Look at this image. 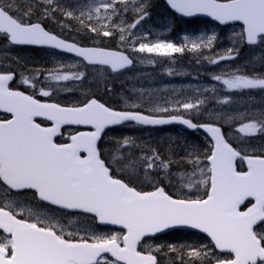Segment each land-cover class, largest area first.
<instances>
[{
  "label": "snow or ice",
  "instance_id": "obj_1",
  "mask_svg": "<svg viewBox=\"0 0 264 264\" xmlns=\"http://www.w3.org/2000/svg\"><path fill=\"white\" fill-rule=\"evenodd\" d=\"M45 17L59 8L54 0H38ZM175 12L185 17L203 15L227 25L238 22L241 30L237 43L249 46L264 44V0H167ZM133 0H92L85 2L79 14L69 9L66 19H75L82 29L96 37H111L119 31V39L147 16L145 5L134 4L133 22L115 24L113 18L126 13ZM35 5L30 0H0V39L9 45L49 46L75 54L87 65H99L118 72L133 64L123 52L102 47L80 46L47 31L33 22ZM215 36L186 42L140 43L133 51L171 58L185 51L197 52L213 44ZM190 45V46H189ZM233 51L218 60L234 59ZM218 60H212L217 63ZM64 66L49 70L45 79L59 85L63 81H79L83 72H65ZM21 77L30 92L11 86L13 72L0 73V264H160V247L139 250L144 237L167 229L184 226L206 234L208 244L168 246L181 264H264V154H248L239 150L214 123H194L183 115L171 114L168 107H156L154 113L118 111L95 98L77 106L42 102L37 96L50 97L58 90L49 83L40 87V76ZM229 92L264 90V74L249 75L240 69L213 77ZM47 88V90H46ZM225 98L221 103H228ZM204 103L177 102L176 112L200 110ZM133 108L138 107L132 105ZM39 118V119H38ZM246 117H241L244 119ZM229 119H236L229 117ZM48 121L50 124H44ZM132 122L137 125H163L172 122L190 129L203 128L211 136V148L201 156L186 154L182 171L173 174L172 160L164 159L156 150L140 157L139 163L125 157L135 145L125 138L118 144L117 154L106 162L98 148L105 129ZM83 126L87 131L70 134L67 142H58L64 126ZM246 137L264 133V114L242 123L237 129ZM264 153V149H261ZM247 165L238 170L237 161ZM114 168L132 174L142 172L152 190H141L130 181L119 178ZM155 174V175H153ZM161 178L178 193L200 192L202 196L173 195L165 190ZM31 192L42 205L65 210L66 216H82L94 224L119 226L122 231L97 232L91 225H76L37 206H25L11 198L12 193Z\"/></svg>",
  "mask_w": 264,
  "mask_h": 264
},
{
  "label": "rangeland",
  "instance_id": "obj_2",
  "mask_svg": "<svg viewBox=\"0 0 264 264\" xmlns=\"http://www.w3.org/2000/svg\"><path fill=\"white\" fill-rule=\"evenodd\" d=\"M30 2L35 5V10L44 16L43 11H40L42 5L38 0H30ZM85 2L92 3V0H54V4L61 8L67 7L78 14L80 7ZM138 3H142L152 10V15L147 14L135 29H131L126 34L124 41L119 39V31L114 34L115 49L127 53L135 62L134 67L126 72L113 75L104 68L86 66L74 58L58 56L53 53L35 52L33 54L19 49H7L2 46V40L0 41V64L16 69L19 72V81L23 76L42 73L39 86L45 87L52 83V87L58 89L53 92L52 96L45 98L63 106H77L89 98H95L114 110L139 111L156 116H168L169 113H154L152 109L168 107L171 114L183 115L197 123L207 122L221 126L225 131L226 138L239 150L254 155L264 154L261 152V149H264V133L246 137L237 131L242 123L250 122L251 119L264 114V90H247L243 93L229 92L222 84L213 79L216 75H224L237 69L249 75L264 74V44L247 47L245 44L237 43L240 26L227 27L223 31L207 27L203 23L186 26L182 20L175 19L174 22L164 9L158 7V0H133L130 5ZM130 14L133 17L132 20L122 14L119 18L114 17L113 22L126 26L136 18L135 8L130 10ZM44 19H32V21L41 23ZM53 24L62 33H66L67 29L56 25L53 20H49L50 28ZM213 35L216 38L210 47L202 48L197 52L185 51L183 54H175L171 58L133 51V48L138 47L140 43L171 42L177 46H183L186 42L206 40L207 37ZM96 45L98 44L91 43L89 46ZM230 48L238 50L232 53L235 58L218 60V57L228 55ZM212 60H218V62L212 63ZM59 66H64L63 71L65 72H83L84 78L79 80V83L70 80L60 82L59 85L47 81L45 77L49 70ZM24 87L32 91L26 86ZM225 98H228L229 102L221 103ZM197 100L204 101L199 111L180 109L179 112H176L177 102H195ZM132 105L138 107L133 108ZM230 116L236 119H229ZM242 116L246 118L241 119ZM128 128L129 131L123 134L108 133L102 140L103 151L110 161L117 154L118 144L125 138L135 141V145L127 151L123 149L121 151L124 152L125 157L138 163L141 156L151 155L153 149L159 154L165 155L166 158L176 154L180 157L179 162H183L185 165H187L186 154L182 151L186 153L195 151L202 155L201 145L197 148L190 144V141L200 142V138L192 137L180 130L176 129L171 136H158L153 132H142L134 126ZM185 167L190 168L191 166ZM185 167L182 168L174 164L173 174H176L177 169L182 171ZM115 172L141 190H147V187L150 186L145 181L142 172L138 171L132 174L129 171H120L119 168H115ZM161 182L169 184L166 179L161 178ZM169 187L172 191L176 189L170 184ZM203 193L204 190L201 189L200 192H188L187 195L202 196ZM179 194L182 195V193ZM11 198L18 199L25 206L31 207L25 203L22 197ZM42 210L57 215L63 223H68V220L71 219L77 226L91 225L96 230L95 224L85 219L67 217L43 206ZM184 244L181 243L179 248L191 243L184 242ZM168 258H172L176 263H181L175 257L168 255Z\"/></svg>",
  "mask_w": 264,
  "mask_h": 264
},
{
  "label": "trees",
  "instance_id": "obj_3",
  "mask_svg": "<svg viewBox=\"0 0 264 264\" xmlns=\"http://www.w3.org/2000/svg\"><path fill=\"white\" fill-rule=\"evenodd\" d=\"M139 4V3H138ZM158 7L161 9H164L166 11V13L173 19V21L175 22V17L168 12V10L165 8L164 4L162 3L161 0H158ZM56 5V4H55ZM59 6V5H58ZM43 7L46 6H41L40 7V11H43ZM134 8V5H129V9L126 13H124L127 18H130V20H132V15L130 14V10ZM69 10V8L64 7L61 8L59 6L58 10L54 13H52L51 15L44 17L40 14L39 11H34L33 15H32V19H39V18H45L41 23L45 28H50L48 25L49 20H53V22L56 25H61L62 28L67 29L66 33H62V31L58 30V27H56L54 24L51 26V28L49 30H51L52 32L56 33L57 35H59L60 37L69 40V41H73L75 43H78L79 45L82 46H88L91 43H97L99 47H104V48H110V49H115L116 45L114 43V39L115 36H111V37H96L93 33L86 31L85 29L81 28V25L79 24V22L75 19H66L64 16V12ZM145 10L147 11V13L151 16L153 11L149 10L148 7L145 5ZM77 13V12H76ZM78 14V13H77ZM199 23H203L204 25H206L207 27H211V28H215L218 29L220 31H223V28L218 27L217 25H213L211 23H208L206 21H191V22H186V26H195L196 24ZM142 132H153L158 136H171V134L173 133V131H175V129H158V130H147V129H140ZM129 131V128H121V129H116L114 131H112V134H123L124 132ZM117 132V133H116ZM111 133V132H110ZM192 137H197L200 138V142H193L190 141V144L194 147L199 148L201 145V149L200 152H202L201 156H204L208 153L210 146L208 145L207 141H205L202 137H198V135L194 134V135H190ZM195 150V149H193ZM183 153L187 154L186 152L182 151ZM162 158L164 159H171L172 160V171H175L174 169V164H177L178 166H181L182 168L187 166L185 165L183 162H179L180 157L177 156L176 154L174 155H170L167 158L165 157V155L160 154ZM162 183V182H161ZM163 185V184H162Z\"/></svg>",
  "mask_w": 264,
  "mask_h": 264
},
{
  "label": "flooded vegetation",
  "instance_id": "obj_4",
  "mask_svg": "<svg viewBox=\"0 0 264 264\" xmlns=\"http://www.w3.org/2000/svg\"><path fill=\"white\" fill-rule=\"evenodd\" d=\"M3 72H13L16 74V78L18 75L16 69H0V73H3ZM11 86L17 90H19V88H20V86L18 85L17 79H15L12 82ZM3 116H5V115L0 114V118H2ZM11 197H22L23 200L25 201V203H27L30 206H37V207L43 206L45 208L48 207V206L42 205V203L34 200L31 192H24L21 194L12 193ZM22 198H20V199H22ZM49 208H47V209H49ZM51 209L53 211L56 210L54 208H51ZM59 213H62V212H59ZM62 214H64V213H62ZM71 217H78V215L77 216H71ZM80 217L83 218L82 216H80ZM96 230H97V232H100V233H109V234L114 233V232H119V231L109 230V229H106L104 227H98V226L96 227ZM187 236H189V235L184 233V232H178V231L170 232V233L164 234V235L159 236V237L154 238V239L143 240L141 242L140 246H138V247H139V250H141V251H149V250L155 249L157 247H160L162 249V252L160 254H158L159 259H160V264H181V263H176L175 261H173L172 258H170V259L168 258V255H169L170 257H175V258L179 259L176 254L168 253V246L169 245L180 246L181 243H182V245H185L182 240L184 239V237H187ZM187 240L189 241V238H187ZM203 241H205V240L203 239Z\"/></svg>",
  "mask_w": 264,
  "mask_h": 264
},
{
  "label": "water",
  "instance_id": "obj_5",
  "mask_svg": "<svg viewBox=\"0 0 264 264\" xmlns=\"http://www.w3.org/2000/svg\"><path fill=\"white\" fill-rule=\"evenodd\" d=\"M165 3H166V5H167V7L169 8V10L170 11H172L173 13H175V14H178L179 16H181L182 18H184V19H186V20H189V19H195V18H204V19H208V20H210V21H212V22H215V23H217V24H219V22H217V21H214V20H212L210 17H206V16H203V15H198V16H193V17H185V16H182L181 14H179V13H177V12H175V10L174 9H172L171 8V6L168 4V2H167V0H163ZM231 24H239L238 22H233V23H230V24H227V25H231ZM219 25H221V24H219ZM227 25H221V26H227ZM31 46H36V45H31ZM36 47H41V48H49V49H53V50H55V51H58V52H61V53H64V54H68V55H70V56H74V57H76L75 56V54H72V53H67V52H64V51H62V50H58V49H54V48H51V47H49V46H36ZM78 58V57H77ZM80 59V58H79ZM86 63V62H85ZM95 66H99V65H95ZM131 66V65H130ZM130 66H128V67H126V68H129ZM104 67H106V66H104ZM126 68H124V69H126ZM124 69H121L120 71H122V70H124ZM112 71V70H111ZM120 71H118V72H120ZM115 73H117V72H115ZM39 119V118H38ZM48 122V121H47ZM50 123V122H49ZM125 124H134V123H132V122H126ZM121 125H123V124H121ZM137 125V124H136ZM116 126H120V125H116ZM138 126H142V127H149V128H163V127H170V126H180V127H182L183 129H185V130H187V131H200L201 133H203L204 135H206L208 138H209V140L211 141V136H210V134H208L207 132H205L204 131V129L203 128H196V129H190V128H188L186 125H183V124H180V123H176V122H172V123H168V124H163V125H138ZM64 127H72V128H80V129H87V130H89L88 128H85V127H83V126H68V125H66V126H64ZM63 127V128H64ZM111 127H115V126H110L109 128H111ZM109 128H107V129H109ZM107 129H105V131L107 130ZM103 135V134H102ZM99 143V142H98ZM247 166V165H246ZM104 226H111V227H115V228H119V226H115V225H104ZM171 229H186V230H189V231H192V232H199L198 230H196V229H190V228H187V227H184V226H177V227H174V228H170V229H167V230H171ZM167 230H165V231H167ZM162 233V232H161ZM199 233H201V232H199ZM157 234H160V233H157ZM157 234H155V235H153V236H156ZM204 234V233H203ZM206 235V234H205ZM153 236H147V237H153Z\"/></svg>",
  "mask_w": 264,
  "mask_h": 264
}]
</instances>
